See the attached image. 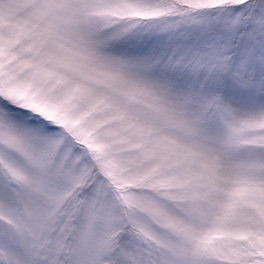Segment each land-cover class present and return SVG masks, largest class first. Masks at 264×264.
I'll return each mask as SVG.
<instances>
[{
    "label": "snow or ice",
    "instance_id": "snow-or-ice-1",
    "mask_svg": "<svg viewBox=\"0 0 264 264\" xmlns=\"http://www.w3.org/2000/svg\"><path fill=\"white\" fill-rule=\"evenodd\" d=\"M0 264H264V0H0Z\"/></svg>",
    "mask_w": 264,
    "mask_h": 264
}]
</instances>
